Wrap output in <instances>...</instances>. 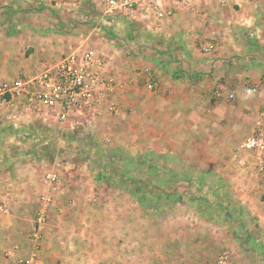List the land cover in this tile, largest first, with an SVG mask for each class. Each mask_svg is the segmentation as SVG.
I'll return each instance as SVG.
<instances>
[{
  "label": "rangeland",
  "instance_id": "1",
  "mask_svg": "<svg viewBox=\"0 0 264 264\" xmlns=\"http://www.w3.org/2000/svg\"><path fill=\"white\" fill-rule=\"evenodd\" d=\"M44 9L73 23L77 34L93 31L96 43L112 44L125 57L116 63L117 76L124 65L136 77L113 83L119 91L127 85L123 106L114 102L120 93L109 91L95 113L64 122L61 138L43 145L42 174L12 176L36 175L46 186L38 205L14 222L17 242L33 249L16 264L32 255L45 264H264L257 219L264 188L246 186L233 158L264 99V30L235 28L234 38L251 37L252 44L194 73L168 39L143 29L136 16H104L99 0H0L2 35L9 22L27 23L34 20L29 12ZM207 25L205 35L214 31ZM202 38L193 49L201 53L205 41L212 52L214 40ZM171 70L180 71L171 77ZM104 108L116 118L112 125L99 119ZM0 205L7 209L2 215L11 214ZM39 214L45 221L38 229ZM47 240L52 259L43 254ZM2 241L0 264H8Z\"/></svg>",
  "mask_w": 264,
  "mask_h": 264
},
{
  "label": "crops",
  "instance_id": "2",
  "mask_svg": "<svg viewBox=\"0 0 264 264\" xmlns=\"http://www.w3.org/2000/svg\"><path fill=\"white\" fill-rule=\"evenodd\" d=\"M165 5L171 15L161 22L145 16L142 12L134 15L136 17L133 21L139 22L141 27L150 30L151 34L168 39L171 52L175 51L182 62L192 63L190 68L194 73H198L196 71L199 68H208L204 63H208L210 59L214 62L226 54L231 56L230 53L241 49L240 46L252 44L251 37L250 40L247 37L244 42L238 40L236 36L234 38L235 28L248 31L264 30V20L261 21L262 18L264 19V0H167ZM42 12H29L27 17L34 20L21 24L9 22L3 35V31H0V36H4V38L0 37V80H12L19 74L29 76L46 69H53L63 55L86 51H93L94 60L103 64L100 67V73L104 78L111 79L113 83L115 79L125 82L129 80V77L130 79L136 77V74H133L131 78L130 69L124 65H120L121 72L117 76L116 63L120 58L124 60L125 57L119 56L112 44L109 42L98 44L96 43L98 36L95 37L93 31L77 34L75 27L71 29L73 23L57 19L49 10L44 9ZM10 21L13 20L10 19ZM206 23L208 29L215 31H211L208 34L210 36L202 31ZM201 35L214 40L212 52L209 53L211 42L205 41L202 44L203 53L193 49L195 39L203 40ZM170 59H172L171 56ZM179 71L171 70L170 76H175ZM260 73L263 75L264 67ZM248 75L257 77L254 70H250ZM253 81L257 82V79ZM117 87L118 82L109 90L113 94L114 91L120 93L117 100L113 98L114 102H120L121 107L124 105V91L127 85L125 84L123 91H119ZM206 90L208 88L204 87V91ZM136 103L137 101L132 104L134 109L138 107ZM263 104L264 99L261 104H256L254 107V120L258 109ZM59 113L60 109L57 107L53 110L43 106L34 109L24 106L20 101L0 108V201L11 208L10 215H0V241L3 240L1 246L4 251L6 250V256L10 260L8 264H16V258L20 259L22 255L33 252L29 241L17 242L15 237L17 228L15 229L14 222L23 221V211H26L28 206H37L39 197L46 188L36 175L34 180L27 178L21 181L12 180V176L44 172L48 162L43 160L46 158L43 145L51 139H60L61 131L64 132L61 127L64 128L66 125L56 121ZM99 119L109 125L116 118H110L107 109L104 108L103 115ZM216 126L219 127L218 132H220V123ZM239 153L244 158L249 157L244 152ZM55 162L53 159L52 163L55 164ZM235 168L237 175L243 176L242 180L245 181L246 186L253 187L255 184L264 188V177L256 171L252 163L247 167H240V164L236 162ZM242 203L245 204V200ZM18 208L20 214L15 213ZM257 217L264 229V213L261 212ZM10 236L13 237L12 242ZM45 242L43 254L46 259H52L48 240Z\"/></svg>",
  "mask_w": 264,
  "mask_h": 264
},
{
  "label": "built area",
  "instance_id": "3",
  "mask_svg": "<svg viewBox=\"0 0 264 264\" xmlns=\"http://www.w3.org/2000/svg\"><path fill=\"white\" fill-rule=\"evenodd\" d=\"M103 15L129 18L142 12L157 22L171 15L165 2L167 0H99ZM102 63L94 60L91 52L71 53L62 57L53 69L22 76L12 80H0V108L12 102L20 101L24 106L49 110L60 109L59 122H67L74 116H86L95 113L103 97L113 86L109 78L100 73ZM264 91V84L262 86ZM232 98V95H229ZM248 154L244 158L239 152ZM233 158L242 166L251 163L256 171L264 177V104L256 114L251 132L234 152ZM7 209L0 205V215ZM45 221L43 215L37 217L38 229ZM39 233H34L37 239ZM39 239V238H38ZM19 264H45L43 260L32 255Z\"/></svg>",
  "mask_w": 264,
  "mask_h": 264
}]
</instances>
